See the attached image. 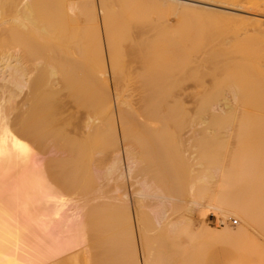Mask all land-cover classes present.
<instances>
[{"label":"bare ground","instance_id":"bare-ground-1","mask_svg":"<svg viewBox=\"0 0 264 264\" xmlns=\"http://www.w3.org/2000/svg\"><path fill=\"white\" fill-rule=\"evenodd\" d=\"M136 1L173 7L187 18L208 11L209 16H235L198 7L192 3L196 0ZM209 5L240 8L230 0H209ZM81 28L62 0H0V264H107L113 257L102 259L101 250L114 241L117 214L100 217L97 196L111 181L122 196L120 188L129 178L135 182L143 243L168 244L170 238L175 244L205 246L242 242L240 237L263 216L257 222L259 203L250 198L255 185L242 189L239 184L247 173L256 176V170L245 172L239 156L225 164L218 138L227 111L238 100L237 90L230 88L215 104L217 95L202 91L192 110L180 100L156 98L154 91V98L120 102L119 115L108 102L103 115L92 92L98 82L92 74L100 65L87 61L90 39L84 41ZM191 36L209 40L203 31ZM93 41L98 58L99 32ZM107 43L115 70L120 66L117 43ZM138 53L149 66L152 51L147 47ZM204 56L191 70L183 57L164 58L151 72L159 78L155 85L163 88L171 79L179 84L177 75L200 81L209 72V52ZM101 91L107 95L106 86ZM119 131L124 157L120 151L107 153ZM257 148L264 149V143ZM191 149L195 155H184ZM210 214L219 227L208 225ZM233 217L240 225L229 226ZM195 220L201 221L197 227Z\"/></svg>","mask_w":264,"mask_h":264},{"label":"rangeland","instance_id":"rangeland-1","mask_svg":"<svg viewBox=\"0 0 264 264\" xmlns=\"http://www.w3.org/2000/svg\"><path fill=\"white\" fill-rule=\"evenodd\" d=\"M44 1L50 4V0ZM196 1L199 2L192 3L198 7L235 16H209L208 11V14L196 13L197 16L194 14L183 18L173 7L155 8L140 4L136 0H62L69 16L77 19L80 27H84L81 28L83 35H87L86 38L83 37L84 41L91 40L87 42L90 44V50L86 52L85 57L89 63L97 61L100 65L99 72L92 74L98 81V85L93 87L97 89L92 92L103 108L108 102L112 103L118 114L117 107L120 102L138 103L143 97H152L156 92V98L167 96L170 102L180 100L192 110L202 91H209V97L217 95L215 104L222 101L230 88L237 90L238 100L233 103L232 109L227 111L218 138L222 142L225 164H229L232 156H239L244 160L242 166L245 172L251 168L256 170V176L247 173V177L241 179L239 184L242 189L248 188L251 183L255 185L254 195L250 198L259 203L256 219L258 222L263 216L262 221L257 223L258 228L255 223L254 230L248 229L245 234L247 239L242 236V242L232 241L226 243L227 245L224 243L206 247L204 244H175L172 238L168 244L163 240L160 243L145 244L141 239L139 209L132 187L135 182H132V178L126 180L120 188L124 191L121 196L120 191L116 192L118 186L111 181L105 183L103 194L98 195L96 200L100 217L110 212L117 214L114 241L108 250H101L102 259L113 257L107 264H134L137 260L141 264L142 259L148 260L149 254L154 256L151 258L155 262L151 263L149 255L150 264H264V149L257 148L258 144L264 143V0H230L240 5L237 10H224L223 5H209V0ZM200 31L209 33L208 41L191 36V33ZM98 32L102 54L97 58L91 44ZM110 39L117 43L120 54V66L115 70L111 67L108 52L107 42ZM147 47L152 51L153 58L149 66L145 67L142 58L138 57V52ZM208 52L209 72H206L200 81L177 75L181 78L179 84L171 79L163 88L155 85L159 78L151 72H155L164 58L183 57L187 69L191 70L203 61ZM163 53L165 56L161 57ZM103 61L105 73L102 75ZM202 69L206 68L202 66ZM105 86L107 95L110 94L108 96L101 91ZM115 95H119L120 99H116ZM107 111L102 110L103 115ZM184 133L187 136V130ZM124 148L125 141L119 131L114 139V148H108L107 153L120 151L124 157ZM184 155L191 157L195 155V151L191 149ZM245 161L249 162V165L245 164ZM127 203L129 208L125 207ZM234 218L227 221L230 227L241 223L239 218H235L239 223L234 224ZM216 220V216L210 214L207 218L208 225L219 227ZM200 223L201 221L195 220L193 227ZM202 251H205V255ZM201 254L205 257H201Z\"/></svg>","mask_w":264,"mask_h":264},{"label":"built area","instance_id":"built-area-1","mask_svg":"<svg viewBox=\"0 0 264 264\" xmlns=\"http://www.w3.org/2000/svg\"><path fill=\"white\" fill-rule=\"evenodd\" d=\"M234 224H237V221H234Z\"/></svg>","mask_w":264,"mask_h":264}]
</instances>
